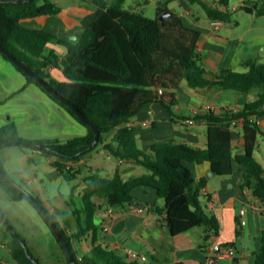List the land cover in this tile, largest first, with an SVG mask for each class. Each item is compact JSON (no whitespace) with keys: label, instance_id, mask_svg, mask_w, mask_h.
<instances>
[{"label":"trees","instance_id":"1","mask_svg":"<svg viewBox=\"0 0 264 264\" xmlns=\"http://www.w3.org/2000/svg\"><path fill=\"white\" fill-rule=\"evenodd\" d=\"M38 1L0 0V45L74 104L99 129V139L90 147L94 138L91 127L0 50L1 55L24 74L26 84L33 82L39 85L88 128L86 135L74 136L64 142L56 138L28 140L17 134L14 122H8L0 127V146L16 140L47 145L48 149L38 144L19 146L50 156V163L67 180L76 174L70 163L99 144L114 159L132 161L147 169V172L128 179H124L118 169L110 177L97 171L88 174L83 181L80 206L72 208L75 230L69 227L67 213L59 210L55 214L45 207L65 236L76 264H144L135 259L127 260L118 251L99 243V223L95 219L100 206L95 196L103 197L109 207L126 206L131 204L134 198L132 190L138 186L152 188L163 198L165 223L171 234L185 232L195 226H204L205 231L212 230L217 234L218 219L207 212L201 202V196H205L202 188L206 184V177L196 181L191 168L184 161H209L216 175H230L237 165L243 170L241 186L250 188L253 196L264 203V168L254 156L258 141H264V131L256 120L250 119L264 116V63L253 59L244 60L242 64L247 67L244 71L226 67L215 71L204 68L200 63L201 53L198 49L200 31L186 25L175 7L168 5L174 0H166L157 5L154 17L137 9L126 8V0H82L94 8L82 15L80 23L83 30L75 39L60 37L42 27H30L23 23L27 20L43 22L49 15L60 14L61 7L57 3L51 0H43L42 3ZM185 1L190 5H199L212 19L225 22L231 20V13L221 7L227 6L228 0H217L212 6L201 0ZM253 6L256 13L264 11L255 2ZM244 8L253 11L250 7ZM163 11H171L172 14L163 20L159 19ZM50 43L64 45L66 52L61 54L49 48ZM50 68L60 69L63 79L53 76ZM182 80L190 87L208 91L256 90V97L238 110H208L192 114L193 118L202 117L206 121L205 147L168 139L153 143L151 153H144L137 144L134 129L127 122L137 114L143 102L153 99L159 100L172 114L178 99L171 90L176 89ZM233 121L241 128L243 137V147L238 152L234 151L232 143ZM112 130L115 131L108 138L107 134ZM28 161L32 162L30 156ZM22 186L28 189L26 185L12 179L0 163V187L14 200H28L56 238ZM31 193L43 203L33 190ZM0 222L4 226L7 249L14 263L35 264L22 246L18 231L10 222L14 231L2 219ZM237 222L240 225L239 219ZM84 237L90 238V249L80 254L74 241ZM56 240L64 262L71 264L67 249ZM27 250L31 253L28 247ZM255 260L257 264H264V229ZM176 264L186 263L179 261Z\"/></svg>","mask_w":264,"mask_h":264},{"label":"crops","instance_id":"2","mask_svg":"<svg viewBox=\"0 0 264 264\" xmlns=\"http://www.w3.org/2000/svg\"><path fill=\"white\" fill-rule=\"evenodd\" d=\"M51 1L61 7V12L58 14L60 16L65 8L57 2L58 0ZM146 1L149 2L150 0ZM201 1L212 6L217 0ZM232 1L228 0L227 6H221L231 13V20L227 22L222 20L221 25L217 28L212 24V18L208 17L199 5H190L185 0H174L168 4L170 7L181 6L182 9L178 13L183 22L200 31L198 39V49L201 53L200 63L207 70L215 71L221 67H226L244 71L247 70V67L242 64V61L248 59L264 63V11L256 13L253 6V2H255L258 7L264 9V0ZM135 4L136 6H131L129 9L139 10L140 6L143 5L137 1ZM157 5L159 4L156 3L155 7ZM245 6L252 8L253 11L245 10ZM93 8L92 4L81 1L78 8L79 13L74 14L76 20L71 25L60 17L56 32L58 36L75 39L83 30L80 23L82 15ZM28 21L34 23L30 27H42L45 20L43 22L34 20L25 22ZM59 45L61 44L50 43L48 47L54 48L58 53H65L66 49L60 48ZM49 71L56 78L63 79L60 69L50 68ZM24 85H27L26 78ZM171 91L178 99V103L172 108V114L159 100L153 99L143 102L137 114L127 122V125L135 131L139 148L146 154L151 153L150 148L153 143L168 139L186 142L191 146L205 147L207 143L205 119L199 117L194 118L193 123L184 122L186 118L191 117L194 110L201 109L204 105H208V110L214 112L222 109L238 110L247 101L256 97V90L241 92L231 89H214L208 91L203 88L190 87L185 80H182L179 86ZM200 113H203L202 109ZM256 120L264 131V116L256 118ZM114 131L112 130L107 134L108 138ZM87 133L88 131L75 136H84ZM60 137L48 136L47 138L61 140L62 137ZM67 137L69 139L74 136ZM263 142L262 140L258 141L254 156L264 168ZM232 143L235 152L240 151L243 147L242 132L238 124L232 128ZM4 146V144L0 146V152L3 150V153L8 155L9 151L3 149ZM29 156L28 152L21 149L19 159V166L21 167L16 169L19 177L28 179V183L32 182L35 176L32 175L31 171H28L29 167H27L28 172L21 169H25L27 166L25 163L29 165L30 162L27 161ZM46 156L51 160L50 156ZM184 162L191 168L196 181L201 177H206L205 187L213 200V205L207 206L206 196H201V202L206 211L214 214L218 219L219 231L217 234H214L212 230L205 231L204 226H195L185 232L171 234L165 223L163 198L159 197L152 188L138 186L132 190L134 198L131 204L126 206L109 207L105 204L103 197L95 196V200L100 205L95 214V219L99 223L98 242L119 253L122 252L127 260L130 259L127 256V249L143 253L147 257V260L143 261L144 264H176L179 261L186 264H203L209 245L213 241H218L221 244L234 245L238 255L234 258L219 257L216 264H257L256 253L264 229V203L253 196L250 188L241 186L243 170L235 165L234 171L230 175H216L214 173L210 175L209 161L201 163ZM72 164L76 174L70 180L75 181V188L71 192L69 201L61 193V198L56 197L54 201H47L46 199L44 202L41 199L45 207L52 213L57 214L59 210L67 213L69 227L72 230L76 229L72 208L80 206V196L84 187L83 181L88 174L97 171L110 177L118 169L121 176L128 179L147 172V169H144L142 165L132 161L117 160L109 156L102 144L82 154L78 159L72 161ZM54 168L56 173L61 174L56 167ZM9 175L11 174L9 173ZM146 203L150 204L149 210L141 213L135 210L136 205L141 206ZM241 210L244 212L241 213ZM241 218H244L246 222L239 225L237 220ZM59 221L62 223L60 219ZM74 245L80 254L86 253L90 249V238L84 237L74 241ZM7 258L13 261L10 254L7 255ZM4 261V259L1 260L2 263L0 264H3Z\"/></svg>","mask_w":264,"mask_h":264},{"label":"rangeland","instance_id":"3","mask_svg":"<svg viewBox=\"0 0 264 264\" xmlns=\"http://www.w3.org/2000/svg\"><path fill=\"white\" fill-rule=\"evenodd\" d=\"M81 1H57L65 8L60 17L67 24L71 25L76 20L74 14L79 13L78 8ZM135 1L143 4L139 8L140 12L149 17L155 16V6L158 0L149 2L127 0L125 7L136 6ZM38 2L42 3L43 0ZM231 2L233 1L231 0ZM24 23L29 26L34 25L31 21ZM59 47L65 48L63 45H59ZM24 83V74L0 53V127L8 122H14L17 134L24 139L34 140L46 139L48 136H61L60 141L63 142L67 140V136L84 134L88 131L86 125L52 99L39 85L33 82L27 85ZM4 145L3 149H7L9 152L8 155H5L3 150L0 152V163L5 172L11 174L12 179L26 185L30 192L33 190L44 202L46 199L54 201L56 197L61 198L60 193L69 201L71 192L75 188V181L66 180L60 173H56L54 166L45 154L33 152L29 147L21 148L17 144ZM262 147H264V142ZM21 149L28 152L32 159L29 165L25 163L27 165L25 169H21L25 172L31 171L35 176V179L29 183L28 179H22L16 172V169L21 167L19 166ZM143 168L145 169V167ZM0 208L40 264H66L56 238L37 209L28 200H14L0 187ZM0 238V263L4 259L3 264H15L14 261L7 258L9 255L8 240L4 235V226L1 222ZM120 253L122 254V252ZM123 257L126 258L125 255Z\"/></svg>","mask_w":264,"mask_h":264},{"label":"water","instance_id":"4","mask_svg":"<svg viewBox=\"0 0 264 264\" xmlns=\"http://www.w3.org/2000/svg\"><path fill=\"white\" fill-rule=\"evenodd\" d=\"M19 2H22L24 0H18ZM162 1L165 0H158V4H160ZM175 9L177 11H180L182 9L181 6H175ZM172 14L171 11H163L159 14L158 18L159 19H165L167 17H169ZM60 21V16L57 14H52L49 15L45 18V21L42 25V28L49 32V33H56L58 30V23ZM0 50L5 53L7 55V57L9 59H11L17 66H19L25 73H27L28 75L32 76L35 78V80L40 83L44 89H46L51 95H53L55 98L59 99L60 101H62L63 103H65L66 105H68L75 113L76 115L79 117V119L89 125L91 127V129L94 132V138L92 140V142L90 143V147H93L98 139H99V129L92 123L90 122L85 115L74 106V104H72L71 102H69L68 100H66L61 94H59L53 87H51L49 85L48 82H46L43 78H41L40 76H38L32 69H30L28 66H26L23 62H21L16 56H14L12 53L8 52L7 50H5L1 45H0ZM4 144H17V145H36L38 143L35 142H30V141H25V140H16V141H8ZM39 147L41 148H46L48 149L47 145L44 144H38ZM209 174L212 175L213 171L210 168L209 169ZM22 189L24 190L26 196L31 199L32 201H34L35 205L37 206L38 210L40 211L41 215L43 216V218L47 221V223L49 224L51 230L53 231V233L55 234L56 238L58 239V241L64 245V247L67 249L68 251V258L71 262V264H76L73 254L70 250V246L65 238V236L63 235V233L61 232V229L59 228V226L57 225V223L53 220V218L50 216V214L47 212V210L45 209V206L43 205V203L38 200L29 190H27L26 188L22 187ZM0 219H2V221L10 227L11 231H14L13 227L10 226L9 221L7 220L5 214L2 212V210L0 209ZM22 246L24 247V249L27 252V255L31 258V260L33 261V263L35 264H39L35 257H33L31 255V253L28 252L27 250V245L24 242V240L22 238H19Z\"/></svg>","mask_w":264,"mask_h":264},{"label":"built area","instance_id":"5","mask_svg":"<svg viewBox=\"0 0 264 264\" xmlns=\"http://www.w3.org/2000/svg\"><path fill=\"white\" fill-rule=\"evenodd\" d=\"M221 23H222V20H220V19H212V24L214 25L215 28L219 27L221 25ZM159 92L161 93L162 90L159 89ZM201 109L203 110V112L204 111H208L209 106L208 105H204ZM201 109L194 110L192 112V114H199ZM250 119L256 120V118H254V117H250ZM184 122L185 123H193L194 122V118L192 116L188 117V118H186L184 120ZM144 123H146V122H144ZM236 125H237V122L233 121L232 125H231V129L234 126H236ZM70 164H72V163H70ZM202 193L207 197V199H206L207 206H212L213 205V200H212L210 194L208 193V191L206 190L205 186L202 188ZM134 208H135V210L137 212L141 213L143 211L149 210L150 204L146 203V204H142L141 206L140 205H136ZM243 212H244V210H241V213H243ZM245 222L246 221H245L244 218L239 219L240 225L245 224ZM237 255H238V252H237V250H236L234 245H232V244H221L218 241H213L208 247V252H207V255L205 257V260H204L203 264H216V262H217L219 257L226 256V257H229V258H234ZM127 256L130 259H135V260H139V261H142V262L147 260V257H146L145 254L140 253V252H138L136 250H133V249H127Z\"/></svg>","mask_w":264,"mask_h":264}]
</instances>
